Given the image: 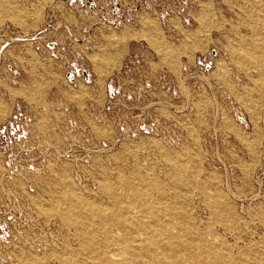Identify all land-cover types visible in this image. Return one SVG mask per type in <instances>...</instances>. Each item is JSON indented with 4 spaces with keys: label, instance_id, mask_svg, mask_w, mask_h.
<instances>
[{
    "label": "rangeland",
    "instance_id": "obj_1",
    "mask_svg": "<svg viewBox=\"0 0 264 264\" xmlns=\"http://www.w3.org/2000/svg\"><path fill=\"white\" fill-rule=\"evenodd\" d=\"M118 226L264 264V0H0V264Z\"/></svg>",
    "mask_w": 264,
    "mask_h": 264
},
{
    "label": "bare ground",
    "instance_id": "obj_2",
    "mask_svg": "<svg viewBox=\"0 0 264 264\" xmlns=\"http://www.w3.org/2000/svg\"><path fill=\"white\" fill-rule=\"evenodd\" d=\"M68 212L70 214L71 211L68 210ZM72 213H74L73 210ZM117 216L115 212H111L108 217L114 221H118L120 218ZM81 224L83 232L88 231L87 233H89L88 235L87 233L85 234L89 237V239L87 238L89 240L87 241V246L85 245L86 250L95 251V244L97 245L99 241L101 234L99 231L103 223L99 219H96L92 225L87 224L85 220ZM84 228L87 230L85 231ZM110 233L109 238L107 237V241L104 244L105 249L101 250V254H98L99 256L96 257L99 264H187L188 261L191 264H199L194 259L189 260L187 256L189 248L187 244L189 243L183 242L182 236L175 233V231L172 233L161 231L156 234L141 231L140 233H133L134 235H123L118 226L116 232L111 231ZM88 263L97 264L93 261Z\"/></svg>",
    "mask_w": 264,
    "mask_h": 264
}]
</instances>
